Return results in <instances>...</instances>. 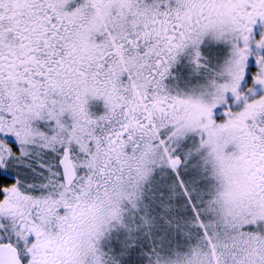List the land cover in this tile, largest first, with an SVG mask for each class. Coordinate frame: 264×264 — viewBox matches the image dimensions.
<instances>
[{
	"label": "snow or ice",
	"instance_id": "snow-or-ice-1",
	"mask_svg": "<svg viewBox=\"0 0 264 264\" xmlns=\"http://www.w3.org/2000/svg\"><path fill=\"white\" fill-rule=\"evenodd\" d=\"M0 264H264V0H0Z\"/></svg>",
	"mask_w": 264,
	"mask_h": 264
}]
</instances>
